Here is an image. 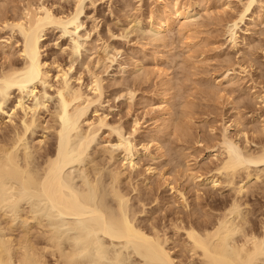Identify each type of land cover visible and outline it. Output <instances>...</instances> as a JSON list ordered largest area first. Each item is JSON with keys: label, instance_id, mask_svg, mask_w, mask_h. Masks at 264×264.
Listing matches in <instances>:
<instances>
[{"label": "bare ground", "instance_id": "obj_1", "mask_svg": "<svg viewBox=\"0 0 264 264\" xmlns=\"http://www.w3.org/2000/svg\"><path fill=\"white\" fill-rule=\"evenodd\" d=\"M64 1L66 3L67 1L70 2L68 4H70L71 6L65 9L66 5H64V9H63V6L59 5L61 4V2L59 4H56L58 2L56 1V3L54 4L59 5L60 8L56 10L52 8V4L49 1L48 2L50 3V5L46 3L47 2L46 0L43 1L27 0L26 3L24 0L23 2L24 4H22V8H20L21 11L19 13H13V16L7 15L5 13L7 17L9 16V19L3 15L4 12H2V15L0 16V18L3 16L2 17L4 23L3 28L8 27L12 32V34H10V36L7 37V39H5V41H7L6 43L2 42L3 45L0 43L2 48L0 50H2L3 53V56L1 54V57L4 59L3 60L1 58L3 60V63L1 62L2 64L0 65V109L3 108V105L5 104L6 99L9 95V92L15 90L17 91V93L19 92V97L16 94L17 96L16 98L18 99L16 100V102H14V104H12L11 106L12 108H10L12 111L10 114L14 116L16 114L17 108L18 109L20 108V110H22L23 112V115L21 113L20 118H18L19 116L17 117L18 114H16V118L19 119L20 121L17 122L14 120V122L16 123L14 124L13 122L11 123L12 124L11 129L2 131V133L0 132V264H127L126 259L123 255H121L120 253L116 254L112 252L113 247L116 244H120V243L126 249L129 247L130 249L132 248V251L135 254L140 255L141 258L143 257L145 262L147 261L146 264H188V263L195 264L194 263L195 260L199 262L198 264H264V202H260V204H258L257 203L258 201H253L257 203V208H256L253 206L255 205L253 202H252L253 205L250 204L251 198L249 202L247 200L248 195H246L248 190L249 193L253 194L254 191L251 192L250 187H252L251 183H253V185L256 183L253 182L256 180V178L257 180L260 177L264 179V177H262L264 175L263 173L264 166L259 165V164H264V116L259 121L261 122L260 127H257V125L259 124L257 122H256L257 125L253 123L255 127L251 126L252 123L249 121L250 116L247 115L249 119L248 121H246L243 118H238L239 120L237 118L230 119V122L229 121H228L229 123L227 122L228 124H226L225 121V123L221 125L220 132L217 131L215 135L213 133H212L213 135L210 133L209 138L210 139L213 138V141L208 142L209 143L208 145L207 143L202 142V145L204 146L205 144L204 148L206 149L205 151H207V153H205L206 155L204 158L206 159L207 157L211 160L214 159L213 160L214 165L213 167L211 165L210 168L208 167L209 164H206V168L208 169L206 171L204 167L203 169L202 168L200 169L198 167L195 169V171L191 170L190 167L193 165L190 164L191 159L188 161L185 159H188L189 157L188 158L183 157L185 156L184 155L185 150L183 151L184 154L183 152L182 154H180L182 155L181 157L184 158L182 160H184L186 163L188 161V163L191 165L189 168H187L188 165L183 164L184 165L183 170H185L184 172H186L184 174H186L187 179L189 180L191 179L192 182L193 180H195V182H197L196 186H199V184L200 185L208 184L216 188V186L223 184L226 186L228 185V187L230 186V188L234 192V195H232V197L231 194L230 195L228 194L229 197L231 198L229 199L225 198L226 200L223 198V201L219 204L216 202L218 205H214V203L211 201L212 199H210L209 201L207 200L208 202L207 201L205 202L204 206H206L207 204L212 205V207H214L217 210V213H215L216 211L215 212L213 211L215 214H213V212L210 213L208 212V210H205L206 209L205 208L204 210L206 212L203 213L202 211L200 212L202 213L203 219L201 220V222L195 223L197 222L196 220L195 222L194 220L192 221L193 214L190 215L182 212L183 215L185 214L186 216L187 214V216H190L187 219H185L186 217L185 216H184L185 218L182 217L181 213L179 214V216H176L179 211L177 212L175 211L177 213V214L175 213L176 217L175 216L174 218L167 217L168 219L171 218L168 220V222H169V228L172 230L169 231L172 232L174 231L173 235L171 233L170 234L167 233L169 228L167 227L168 229L166 231L165 224H163V226L165 227H162L161 225L158 226L159 225L158 222L157 223L154 222L153 217L151 219L153 221L150 222L146 221L148 225H146L147 223L145 225L141 224L142 221L141 223L137 222L136 221L137 219H135L136 216L135 214L137 210L134 207V203L132 205L130 202L132 197L128 196L129 191L124 190L123 187H121V182L123 175L125 173L124 171L126 170L125 167L129 165L131 168L133 167L135 168V166L137 165L136 157L141 153L140 151L141 148H137L136 145L137 143L136 144L133 143L131 137L128 136L129 135L133 136L135 133H137V130L139 129L140 127L139 125L141 123L138 125V121L136 120V118L134 120L132 119L133 120V122L131 123L133 124V127H131L132 130L129 127L130 131L128 128V130H126L125 133L126 135H125L122 133L124 128L121 126L122 124L118 125V123H116L117 125L114 126V124L108 123L109 121L107 119V115H108L107 113L104 112L97 113L98 109L97 107H95V104L98 106L97 103H100L101 97L103 96L102 95L103 89H105L103 84L104 78L100 77L98 73H95L93 69L89 67V63L87 62L82 63L83 61L81 62V64H83V66L86 67L87 75L89 76L86 83L83 81L84 79H82L81 76L82 74L79 68H78L79 72H77L78 75L74 76L73 80L71 79L72 77H70L71 75L69 76L70 73L69 71L72 69L71 63L75 59L73 57L75 56V54L78 53V49H79L78 40L73 38L72 41L69 42L68 46L66 47V52H64L67 54L68 57V59H65L68 60L66 67H65V62L63 65L61 64L63 63L61 60H60L61 63L57 60L59 59V57L56 56L57 57L56 58L55 55L54 57L51 56L52 60L49 61L43 55V51H44L43 37L44 34H46V30H48L49 28L61 27L62 34H64L66 32H72L73 30L74 31L77 30L82 24L79 23L78 19L80 17V14L83 12V9L85 8V0H63V2ZM165 1L167 0H164V3L163 4L161 3L160 7H158L159 5L158 6L156 5L157 8L151 11L149 10L150 13L147 14L148 20L146 21V24L148 23L150 28L154 31L153 35L151 34V36L149 37L150 41L153 42L152 44L154 46L155 43L157 44V42H159V44L161 43L162 45L163 44L166 45L167 44L166 41H170L167 40L168 39L167 36L173 34L177 22H178L177 33H180V35L183 31H188V30L190 31L192 27L194 29V27H196L195 21L193 22L190 20L189 22H185L184 20L187 21L189 17L194 16V14L192 15V12L194 11V5L197 4L200 5V2H202L200 0H192V1L190 0L188 4L184 5L183 3L181 5L180 4L181 2L179 0H172L171 2L169 1L165 2ZM239 1L240 3H242L241 8L239 12L236 13L237 17L236 18L234 17L235 20L233 18L234 20L232 24L233 28H231L230 32H228V36L230 37V41L234 47H237L239 44H241L242 43L241 40H243L241 39L240 40L241 43L239 42V37L241 36L239 35V32H237V30L235 29V26H237L238 21H241L243 19V17L246 15L247 11L250 9L251 5L254 2V0H243V1L239 0ZM93 3H95V0H90V5L94 6ZM54 4L53 6H55ZM126 4H128L127 1ZM125 8L122 9L121 7L122 10H124ZM132 10L134 11V9ZM195 10H197V8ZM133 11H131V13H133ZM128 12L130 11L128 10ZM194 13L197 12L194 11ZM251 13L253 14V12ZM132 15H134V13ZM262 15H264V13L263 14L259 13L257 15L254 14L253 18L262 19ZM129 16L131 15H128L127 19ZM10 17L12 19L11 21H10ZM125 17L126 16H124V19ZM137 17L138 16L136 15L132 21H134V19H138ZM90 18H92L93 22H95L96 20L95 15L94 16L91 15ZM2 20H0L1 23ZM252 21H254V19ZM127 23H129V20ZM92 26L95 27L97 26V24L93 23ZM191 31L193 33V30ZM188 36L189 33H187V36L185 37ZM169 37L171 41H173L172 40L173 37L172 36ZM14 42H16L15 44L16 45L18 44V46L13 51V46H16L14 45ZM245 43L247 44V42ZM55 44L57 43L55 42ZM99 45H101L99 49H102L105 56L104 58L108 59L110 62L115 61L117 57L116 56L117 53L121 52L120 51L121 49H116L115 48L116 45H112L111 43H103ZM89 46L90 48H95V44L94 45L92 44V47L91 45ZM253 46L255 47V45ZM243 48L244 46H242V49ZM95 50L93 51L96 52ZM238 50L243 52V50L240 49V46ZM253 50L255 49L254 48L252 49V54H253ZM261 50L263 51V49ZM199 51L200 50L192 53H199ZM245 52L246 51H244V54ZM192 53H190V56ZM153 54H154V50H153ZM169 54H171L172 56L173 53H169ZM241 54L244 57V54L243 53ZM14 55L21 58L20 61H18V59L17 60L14 59L15 57ZM150 55L153 56V58L155 56L152 55L151 53ZM250 55L251 54L247 56L250 57ZM157 56L158 55H156L155 57ZM173 56L175 58L177 57L175 54H173ZM248 57H247V61L249 66L253 67L254 64L252 62L255 59L252 57L253 59L249 58L248 60ZM245 58H246V54H245ZM187 59L189 62V56ZM170 60L173 61L171 58ZM245 60L246 59H244V63ZM185 61L186 60H184V64ZM247 61L245 65L247 64ZM137 63L138 60L136 61L134 67L133 64H131V62L128 66H132V68H136L137 70V68L140 67V63H138L139 66L137 65ZM145 66H143V68H145ZM182 68H184V66ZM188 68L189 70H187V72H189L191 68L190 62L189 65L187 64V68L185 67L184 69L186 70ZM123 69L125 70V68ZM235 69L233 68L232 70L233 71L232 73H234L235 75L232 74L233 76H229L231 77L230 78L231 80L234 79V76L236 77L237 72L240 73L238 69H236L237 72L235 71ZM52 70H54L53 73H51ZM146 70L147 72L150 71L149 68ZM239 70H242V68L240 67ZM121 71L123 70H120V72ZM125 71L127 72V70ZM249 71L251 72L250 68ZM257 71L259 72L258 77H260V71L259 70ZM262 72L264 76V71ZM121 74L123 75V73ZM143 75H145V73H143ZM256 75H258V73ZM123 77L121 79H124ZM188 77L190 80L189 73H188ZM188 77H186L187 80ZM171 79L173 80V82ZM171 79H170L171 84H169L170 82L168 79H166L163 83L161 82L164 89V92L163 91L162 92L164 94L160 98H162V104L164 103V105L162 108H160L162 109L161 112L159 111V113L156 114V118H154L155 125L156 122L159 121L157 122L156 125L157 130L153 129V131H150V129L148 128L149 129L148 134L145 132L146 129L145 131H143L144 133L147 134V136L144 135L145 136L144 139H146L145 140L146 142H143V144L139 142L140 144H142V146L140 147H143L142 153L148 155L152 154L151 151L152 149L149 150L150 147H152L151 146L152 144L156 149H158L159 152L161 150L160 155L163 156L164 154L163 158H166L165 156L168 157V155L165 154L166 153L168 154V152H170V150H173L174 147L176 148V146L172 148L169 142L168 143L164 142L165 141L164 138L168 137L169 135L171 136V133L173 134L174 132V134L177 133L178 135L177 137L175 136V138H173L172 140L176 141L178 138H181V141L184 140L185 142L186 139L185 137L189 135L188 136L189 139V137L191 136L189 134L190 127H188V125L192 124V122L187 124L188 123L187 119L191 117V120L193 121L192 119V115L194 114L193 109H195L196 111L198 107L197 105V107L195 108V102L197 101L193 100L194 97L198 95L201 91L203 93V94L200 93L202 94V97L205 96L206 98L209 96V92L211 93L212 91L210 96L211 99L209 97L208 98L209 100L214 101L215 100L214 96L216 95L217 97V95L220 94V93L216 94V91H218L221 87H218V90L214 91L215 89L213 90L212 88L214 87V84H209L206 81L205 85H203V82H201L202 85L204 86L203 88L201 87L202 85H199V82L197 81L198 84L197 82L196 84L195 83L194 84L196 86L198 85L197 87L200 88L199 93L198 91H196L195 88H193V90L198 94L194 95V91H192L193 93L192 97L193 96L194 97L192 99L193 101H191V99L189 98L191 96V92L190 93L188 92L191 91L189 84L188 86L189 89H187L188 93L186 92L188 94L186 97L189 96L187 98L188 101L185 102L183 101L181 103V100L183 99L181 98V96L184 95V92L180 94V90L182 89L181 88L182 86L180 85L181 84L180 81L182 82L183 80L184 82V77H182V80L179 79L180 81L178 82L180 84L177 85L176 88L174 84L177 83V80L176 83H174V78ZM237 82H239V80L236 81L235 83ZM206 83L209 84L207 85V87H206ZM231 83L233 86L234 82ZM178 86L180 88H178ZM263 86L260 87L259 92L256 90L258 92V95L256 92H252L251 94L255 93V97L257 95V97L262 99V101L264 102V90H262V93H260L261 88L264 89ZM128 87L129 86H126V90ZM184 88L186 87H184V83H183V90ZM232 88H234V86ZM48 89H51L50 94L51 95L53 94L55 97V108H54L55 110H53L54 112L50 111L52 112V115L48 112L51 115V118L49 120V123L48 122H47L48 124L46 123V128L51 133L54 134V135L52 134V137L55 138L54 148H50V146L49 147L47 146L46 148H42L41 142L44 141V139L48 138L49 136V135L46 136L45 132H42L43 138H39L37 145H30L28 144L27 141V134L29 132H33V129L36 126H39V124H37L38 123L37 113L39 116L40 110L43 109H46V111L50 110V109L48 110V108H50V106L48 107V99L50 97L47 95V93H49ZM119 89L122 91L123 94L125 93V90L123 92L121 88ZM129 89L128 91H126V93L127 92L128 93L127 95L125 93V96H128L129 94L130 97L128 98L131 99L133 91H129ZM255 89L256 88H254V90ZM170 90L171 91L174 90V92L171 93ZM227 90L229 91V89H226V92L225 91L224 92L229 93L230 91L231 92L233 91V89L232 90L230 89L229 92ZM122 93L120 94L122 95ZM177 94H179V99L176 98L178 97ZM26 95L35 98L34 100L35 102L33 103V106L29 105L28 102L25 100ZM241 96L242 95L239 94L238 97ZM202 97H200V101ZM227 97H229L228 102H230V104H233L232 101L234 102V106H236L237 104L239 105V107L241 106V104L245 105L244 102L241 103L239 101L240 99L242 101V98L236 99V101H234V96H233V100H231L232 98H230L231 97L230 95L229 96L227 95ZM245 97L246 94L245 96L243 95V101H245ZM197 98L195 100H197ZM246 98L247 101L250 100L248 96ZM176 99L179 100V101L177 100V104L173 103L174 100L176 102ZM202 100L204 99L202 98ZM178 102L180 103L179 105ZM225 103L226 105L228 104L227 101ZM198 104L199 106H201L200 102ZM202 105H204V103ZM208 105L209 104L207 103L206 106ZM92 106H94L92 111L96 113V116L94 115L93 117L94 119L92 117L89 118V116H87V111ZM161 106L162 105H160V107ZM234 106L233 108L235 109ZM174 107H176V109L178 107L179 108L175 110ZM239 107L236 106V109ZM243 107L241 109H243ZM171 108L174 109V112L173 110L170 111ZM241 109H239V112H241L240 114H243L245 111L242 110L244 111L242 113V111H240ZM20 110L18 111L20 112ZM28 110L29 111L32 110L31 115H29ZM178 110L180 111L178 112ZM34 113H36V116L34 115ZM166 113H168L169 116H166ZM234 114L236 115L239 113L237 111V113ZM11 115L9 118L10 121H12ZM42 115L43 113H41L39 118L42 117ZM162 115L165 116L163 117ZM245 115L246 114H244V116ZM193 117L195 116L193 115ZM236 117H238V115H236ZM252 117L254 118L253 115ZM253 118H251V121H253L252 120ZM44 119L46 120V117ZM257 119L258 118H255V120ZM241 120L243 121L245 120L246 122H250V123L247 124L246 122L243 121L242 123H240ZM221 121L224 122V120L222 119ZM83 123L85 124L84 127H83ZM243 123L244 126L245 125H247L248 127L251 126L250 128V130L252 131L251 140H250L251 137L248 138L246 136L247 131H248V135L249 133H251L249 132V129L247 131L244 130L246 129L247 126H245V128L242 129ZM0 124H2L1 121ZM103 126L110 127L109 131L107 130V134H108L107 136H110V134L113 132L116 133L115 136L116 138H114L115 140L114 144L119 147V151L118 153H116L118 155L117 157L119 158V159L117 158L119 160L118 161L119 165L117 164L118 167L116 165V167L114 166V168L113 166L111 168L110 167L105 168L106 171L102 167V164L100 166L98 162L100 163L103 162V160H100L101 157H102L101 159L106 157L104 161L109 159L114 160V158H116L115 153L113 151H109L108 150L109 147L107 148L106 143H104V145L102 144L103 147L102 145H100L99 148L100 151L99 159L96 158L95 161L91 156L92 162H88L91 159L87 160L89 166H84L81 183L76 184L73 178L71 177V172L68 170V167L75 162H77L78 164L83 163V161L85 162L84 159L86 158L85 157L86 151H88L87 149H89L90 144L95 140L97 132ZM233 126L237 127V130L235 129L236 132L234 134H232L234 130L233 132L231 130L232 133L229 131V129ZM43 127L44 126H42L41 128ZM157 127H160V129ZM209 129L212 132L214 128L213 129L209 128ZM161 131H162V136L164 133L163 131H165L167 136L165 135L166 137H162V136L160 137L159 133ZM191 131L192 130H190V132ZM193 134L195 135V132ZM259 134H261L263 138L260 137ZM170 136L168 138H170ZM243 136L245 139L239 140L240 138L243 139ZM249 136H251V134ZM257 136L260 137L259 141H258L259 137ZM140 137L143 138V136ZM192 137L195 138L194 136ZM200 137H201V133H200ZM254 138L257 139L258 141L257 143L254 142ZM207 139L208 136L206 137V140ZM105 140L106 142L111 141L108 138H106ZM166 140L168 141L169 139ZM139 141H141V139ZM178 141L180 140L178 139ZM251 141L254 142L253 143L254 145L256 144L255 146L253 145L254 148L250 147L249 143ZM197 142L198 139H196V143ZM148 143H150V145ZM168 144L169 147L172 149H170L167 146ZM257 144H259V146ZM165 146L168 147L169 150L168 148H165ZM179 146H178L179 149L178 152H181L182 151L181 148L183 147L180 148ZM185 146L186 148H188L186 144ZM203 146L201 149H199L198 146L197 147L198 149L196 148V150H199V153L202 152V150L204 149ZM187 150L189 151V149ZM194 150L193 152L196 155L197 151L195 152ZM96 151L94 150V152ZM159 152L157 153V156L159 155ZM170 153H171L170 155L172 156V151ZM180 155L178 157H172V158L175 159L178 158V160H176L177 162H183L179 160ZM187 155L188 154L186 153V156ZM189 155L191 156V154ZM199 155H201V153ZM86 156H88V154ZM172 158H170V163H172L171 162ZM157 160L158 159H155L156 162ZM156 164H159V162ZM176 164L175 166L178 167V165ZM179 165H181V163ZM252 165L254 166L257 165V167L258 165L262 166L263 168L260 169L263 170V172L257 167H254ZM102 168L104 170V173L101 170ZM154 170L155 167L152 166L146 167V171L150 175L151 173L154 172ZM197 170L198 171L200 170L199 173L197 172ZM201 170H203L204 172L201 173ZM164 177L166 176L164 175ZM253 177H256L255 180H252ZM106 179L108 180L106 185L107 188H105L104 186L106 183ZM168 179L169 178L167 176V180ZM104 180L105 183L103 184ZM261 182L262 184H264L263 183L264 181H262V179L260 180V183ZM169 184L170 182H166V186L168 185L170 190H172L173 192L176 191V193H178V195L182 199V203H186L187 202L185 200L186 197L183 195V193L180 192L178 189L176 190L177 185L174 187V185L169 186ZM222 186L219 187L222 188ZM219 187L217 188L219 189ZM248 187L249 189H247V192L244 195L246 196L247 199L244 200L242 199L244 198L242 194L245 192L244 190H246V188ZM259 188L258 187L254 188L253 186V189L260 190ZM257 190H255L256 193ZM104 194L106 195L108 194L112 198V202H114L113 208L106 206ZM261 194H264V191ZM259 198L261 197L259 196ZM137 200L140 206L144 205L145 203V202L143 203L144 199L141 200L140 198H138ZM162 200H164V198ZM171 200L173 201V199ZM185 206L186 204L184 205V207ZM173 207L171 205V208ZM195 207H193V209ZM199 208L197 207V209L194 210V216L197 219L202 218V217H198ZM165 209L166 207L163 210ZM190 210H191V206L189 211ZM192 210L190 211V213L193 212ZM210 210L211 208L209 209V211ZM16 230L18 231L19 234L17 232L14 233ZM174 236L176 240H172ZM170 240L173 241V243L175 242L174 244L172 243L173 244L172 247L169 246ZM175 246H179L181 248L182 251L180 252L182 257H183V253L186 254L187 257L185 258V260L182 259L181 261L179 259L180 252L177 249L178 247L176 248ZM174 247L177 249L179 255L175 252L176 250L175 251L173 250Z\"/></svg>", "mask_w": 264, "mask_h": 264}, {"label": "rangeland", "instance_id": "obj_2", "mask_svg": "<svg viewBox=\"0 0 264 264\" xmlns=\"http://www.w3.org/2000/svg\"><path fill=\"white\" fill-rule=\"evenodd\" d=\"M26 1L27 0H25V3H26ZM39 1H43V0H39ZM46 1H47L46 3H48L49 5L51 3L52 8L56 9V10L60 9L59 5H62L63 9H64V5H66L65 9H67V8H69V6H71L70 4H68L70 2L67 1V3H66L65 1L63 2V0H55V1L53 0V2H52V0H46ZM56 1H58V2L56 3ZM126 1L128 2V4H126ZM168 1L171 2L172 0H167L165 2H168ZM179 1L181 2V3L179 2L181 5L183 3H184V5H186L189 3L190 0H179ZM200 1H202V2H200V5L199 4L194 5V11L197 13H194V11H193L192 15L194 14V16L189 17V19L187 21L184 20L185 22H189L190 20L193 22L194 21L196 22V27H194V29H193V27L191 28V30H193V33L191 30L190 31L189 30L183 31L181 33V35H180V33H177V30H178V28H177L178 22H177L175 25V31H173V34L172 35L170 34L167 36L168 37L167 40H170V41H166V42L169 45H167V44L162 45L161 43L159 44V42H157V44L155 43V46H154L152 44L153 42H151L150 38H149L151 36V34L153 35L154 31L150 28L148 23L146 24V21L148 20L147 14L150 13L149 10L151 11V10L156 9L157 8L156 5L157 6L159 5L158 7H160L161 3L162 4L164 3V0H95V3H93L94 6L90 5V0H85V8L83 9V12L80 14V17L78 19L79 23H82V24L80 25V27L77 30H75V31L73 30L72 32H66V33L62 34V30H61L62 28L61 27L49 28L48 30H46V34H44V37H43V43H44L43 55H44V57H46V59L50 61V60H52L51 56L54 57V55H55V57L56 56L59 57V59H57L59 62H60V60L63 62V63L60 62L61 64L64 65V62H65V67L68 63V60H65V59H68L67 54L64 53V52H66V47L68 46L69 42L72 41L73 38L78 40L79 49H78V53L75 54L76 57L75 56L73 57L75 59L71 63L72 69L69 71L70 72L69 76L71 75L70 77H72L71 79L73 80L74 79L73 77L78 75L77 72H79V69H80V72L82 74L81 75L82 79H84L83 81L85 83L87 82L89 76L87 75L86 67L83 66V64H81V62L83 61L82 63H84V62L89 63V67L92 68L95 73H98V75L100 77L104 78L103 84H104L105 89H103V94H102L103 96L101 97L100 103H97L98 106L95 104V107H97V109H98L97 113L104 112V113L108 114L107 115V119L109 121L108 123L114 124V126L117 125L116 123H118V125L122 124L121 126L124 127L123 131H122L123 134L126 133V130H128L129 127L130 128L133 127V124H131V123L133 122V120L135 118L138 121V125L141 123L139 125L140 126L139 129L137 130V133H135L133 136H130V135L128 136V137H131V140L133 143H135V144L137 143L136 144L137 148H141L140 149L141 155L139 154L136 157L137 165L135 166V168L134 167L131 168L129 165H127L125 167L126 170L124 168L125 173H124L123 178H122L121 187H123L124 190L129 191L128 196L132 197L131 198L132 201L130 200V202L132 205L134 203V207L137 210V211L135 210L136 211L135 219H137L136 220L137 222L141 223V221H142L141 224L145 225L148 221L150 222V221L154 220V222H156V223L158 222V224H159V225L157 224L158 226H160V225L162 227L166 226V231L169 228L168 220L171 218H174L175 213L177 211H179V212H178V214L176 213L177 214L176 216H179V214L181 213V216L184 217L185 214L183 215L182 212L190 214V215L193 214L192 221L194 220V222H195V220H196L197 222H195V223H199L203 219L202 213L206 212L205 210H208V212H210V213H212L213 211L214 212L216 211L215 213H217V210L214 207H212V205L207 204L208 206L207 205L204 206L205 202L207 200L209 201L210 199H212L211 201L214 203V205H218L219 203H221L223 201V198L229 199L232 197V195H234V192L232 191L230 186L228 187V185L227 186L223 185V184H222L223 186L219 185V186H222V188H220L219 186H216V188H215V187H212L208 184H206V185H203V184L200 185L199 184V186H196L197 182H195V180H193V182H192L191 179L190 180L187 179L186 174H184L186 172H184L185 170H183V168H184L183 164L188 165L187 168H189L193 164L190 167L191 170H193V171H195V169L198 167L200 169L201 168L203 169V167H204L205 171L208 170L206 168V164H209L208 167H210V168H211V165H212V167L214 165V162H213L214 159L211 160L207 157H206V159L204 158L206 155L205 153H207V151H205L206 149L204 148V146H205L204 143H207V145H208L209 144L208 142L213 141V138L212 139L209 138L210 133L211 134L213 133L215 135V133L217 131L220 132L221 125L224 124L225 121H226V124H228L230 122V119H234V118H237V119L243 118L246 121H248L250 119L249 121L252 123L251 126H254L253 123L255 125H257V123H259L257 125V127H260L261 122H259V121L264 116V104H263L264 102L262 101V99L257 97L258 92L260 91L259 90L260 87L264 85V76H263V72H262V71H264V57H263L264 56L263 55L264 54V15H262V19L261 18H259V19L253 18L254 14L257 15L259 13H262V14L264 13V0H254L253 4L251 5L250 9L247 11L246 15L243 17V19L241 21H238L237 26H235V29L237 30V32H239V35L241 36V37H239V42L241 43V41H242V43L239 44L237 47L239 49V46H240V49L243 50V52H241L240 50L237 49V47H234L232 45V43L230 41V37L228 36V32H230L231 28H233L232 24H233L235 18L237 17L236 13L239 12L242 3H240L239 0H200ZM241 1H243V0H241ZM23 2H24V0H0V16L2 15V12H4L3 15L6 17H7V15L13 16V13H19L21 11L20 8H22V4H24ZM60 2H61V4H59ZM129 2L131 5L129 4ZM54 3L59 4V5H56ZM53 4L55 6H53ZM67 4H68V7H67ZM128 5L131 9L128 7ZM125 6H126V8H125ZM121 7H122V9L125 8L127 10H125V9L122 10ZM196 8L198 11L195 10ZM132 9H134V11ZM135 9H136V12H135ZM128 10L130 12H128ZM131 11H133L134 15H132L133 13H131ZM251 12H253V14ZM122 14H123V16H122ZM135 14L138 16L137 17L138 19H134V21H132L133 18H135V16H136ZM251 14H252V17H251ZM86 15L87 16L89 15V16L87 17ZM91 15H93V16L95 15V17H96L95 22H93L92 18H90ZM128 15H131V16H129L127 19ZM124 16H126L125 19H124ZM2 17L0 18V20L3 19ZM7 18L9 19V16ZM233 18H234V20H233ZM253 19H254V21H252ZM255 19H256V21H255ZM11 20L12 19L10 17V21ZM128 20H129V23H127ZM236 20H238V19H236ZM92 22L96 23L98 27L97 26H95L96 28L93 27ZM3 24L4 23L2 20V23L0 22V28L2 27L0 29V43L2 45H3L2 42L6 43L7 41H5V39H7V37H9L10 34H12L11 30L8 27L3 28ZM178 26H179V24H178ZM92 28H94V29H92ZM187 33H189V36H190V37L188 36L189 38L185 37V36H187ZM169 36L173 37V39H172L173 41H171ZM241 39H243V40H241ZM55 42L58 45L59 44L60 45L58 46L57 44H55ZM245 42H247V44ZM15 43L16 42H14V45H16ZM103 43H111L112 45H116V47H115L116 49H121L120 50L121 52H118L116 55L117 60L115 59V61L110 62L108 59L104 58L105 56H104L102 49H99L101 46L99 44H103ZM92 44L93 45L95 44L96 50H95V48H90L89 45H91V47H92ZM248 45H250V46H248ZM253 45H255V47ZM17 46H18V44L16 46H13V51H14V49H16ZM156 46H157V48H156ZM242 46H244L243 49H242ZM88 47H89V49H88ZM251 47H253L255 49V50H253V54H252L253 48H251ZM0 49H2L1 45H0ZM261 49H263V51ZM93 50H95L96 52H94ZM153 50H154V54H153ZM198 50H200L199 53H192V52H196ZM244 51H246L245 52L246 58H245ZM150 53L152 55H155V56L158 55V56L157 57L154 56V58H153V56H151ZM169 53H173L177 57L175 58L173 56V54L171 56V54H169ZM188 53H189V55H188ZM190 53H192L191 56H190ZM241 53L244 54V57ZM247 53L251 54L250 57H248L249 54H247ZM1 54L3 56L2 50H0V65L3 63V60H4L1 57ZM14 56H15L14 59H16V60L18 59V61H20L21 58L17 57L16 55H14ZM188 56H189V62L191 65L189 72H187V70H189V68L186 70L184 69L185 67L187 68V64L189 65V62L187 59ZM65 57H67V58H65ZM190 57H191V59H190ZM247 57H248V60H249V58L251 59L252 57L255 59L253 62L251 61L254 64L253 67L249 66L248 61H247ZM170 58L173 61H171ZM243 58L246 59L245 63L247 61L246 65L244 63ZM137 60H138V63H140V67L137 68V70H136V68H132V66H128L131 62V64H133V67H134ZM184 60H186L185 64H184ZM190 60L192 61L193 64L191 63ZM96 61H98V62H96ZM142 61H143V63H142ZM138 63H137V65L139 66ZM119 65L121 66V68ZM182 65L184 66V68H182L183 67ZM143 66H145V68H143ZM255 66H257V67H255ZM122 67L125 68V70H127V72ZM130 67L132 70L130 69ZM240 67L242 68V70H239ZM148 68L151 72L150 71L147 72L146 69H148ZM229 68H230V70H229ZM233 68L238 69V71H240V73L237 72V70L235 69V71L237 73H236V77L234 76V79H232L233 80L232 81L230 79L231 77H229V76L235 75L234 73H232ZM249 68H250L251 72L249 71ZM254 68H256V69H254ZM75 69H76V71H75ZM81 69H82V71H81ZM128 69H129V71L130 70L131 71L129 72ZM182 69H183V71H182ZM120 70H123V71L120 72ZM143 70H145V71H143ZM184 70H185V73H184ZM257 70L260 71V77H258L259 72ZM53 72H54V70L51 71V73H53ZM121 73H123V75ZM143 73H145V75H143ZM188 73L190 74V80L188 77ZM257 73H258V75H256ZM121 76L122 77L124 76L123 77L124 79H121L122 78ZM143 76H146V77H143ZM182 77H184V82L182 80ZM186 77H188V80L186 79ZM171 78H174V83H176V80H177L176 84L173 83L175 88L177 87V85H179L181 83L180 85L182 86L181 87L182 91L180 90V94H182V92H184V95H182L183 97L181 96V98H183L181 100V103L183 101L184 102L188 101L187 98L189 96L186 97L188 95L187 94L188 92L189 93L191 92V96L189 97L191 99V101H193V100L197 101V102H195V108L198 105L197 110L195 111V109H193L194 114L192 113L195 116V117H193V115H192L193 121L191 120V117L190 118L187 117L188 118L187 124L192 122V124L188 125V127H190L189 128V134L191 136L189 137V139H188L189 135H187L185 137L186 139L184 138L185 142H186L185 143L184 140L181 141V138H178L181 142L178 141L177 138H176L177 139L176 141L172 140L173 138H175V136L177 137V135H178L177 133H175V134H174V132H173V134L171 133V136L169 135L170 138H168L169 136L166 137L167 134L165 133V131H163L164 132L163 136H162V131H161L160 132L161 134L159 133V136L160 137L161 136L166 137V138H164L165 139L164 142H167V143L169 142V144H170V146H172V148L174 146H176V148L174 147L173 150H170V152L172 151V156L170 155L171 153L168 152V154L167 153L165 154V155H168V157L165 156L166 158H163L164 154H163V156L160 155L161 150L159 152L158 149H156L152 144H151V146L153 148L150 147V149H149V150L152 149L151 150L152 154L148 155V154L142 153L143 147H140V146H142L143 142H146L145 141L146 139H144V138H145V136H147L148 130L150 129V131H153V129L154 130L156 129L157 122H159V121H157L156 125H155V119L154 118H156V114H158L159 111L161 112L162 109H160V108H162L164 105V103L162 104V98H160L164 94L163 93L164 89H163L162 83L166 79H168L170 82L172 80ZM179 79L182 80V82L184 83V87H186V88H184V90H183V83ZM194 79H195V81H194ZM238 80H239V82L235 83ZM178 81H180V83ZM197 81L199 82V85H202L201 82H203V85H205L206 81L209 84H214V87L216 86L215 88L212 87L213 90L215 89L214 91L218 90V87H221L223 89L225 87V89H224L225 92H226V89H229V91H230V89L231 90L233 89V91L232 92L230 91L231 92L230 93L227 90L229 93H225L223 91V89L220 88L218 91H216V94H219V93L220 94L217 95V97L214 94L215 96L214 95L213 96H214L215 100L211 101V100H209V98L211 96L212 91H211V93L209 92V96L207 95L209 98L208 97L205 98V96L202 97L203 93L200 91V93H202V94H200L199 93L200 88L197 87L198 85L197 86L195 85ZM172 82H173V80H172ZM198 82H197V84H198ZM231 82H234V85H233L234 88H232L233 86H232ZM169 84H171V82ZM189 84H190V86H189ZM209 84L206 83V87ZM235 84H237V85H235ZM203 85L201 87L204 88ZM126 86H129L127 88V90H126ZM188 86L190 87L191 91L187 90V89H189ZM130 87H132V88H130ZM235 87H236V89H235ZM119 88H121L123 90V92L125 90V93L130 88L131 90L129 89V91H133L132 92L133 93L132 98L131 99L128 98V97H130L129 94H128V96H125V93L123 94ZM178 88H180V87L178 86ZM193 88H195L199 94L197 92H195L193 90ZM238 88H239V90H238ZM254 88H256V89L254 90ZM248 89H250V90H248ZM48 90H49V93H47V95L50 96L48 99V107L50 106V108H48V110L49 109L50 110L49 111H46V109L40 110L39 116L41 115V113H43L42 117H40V118H39L38 113H37V120H38L37 124H39V126H36L33 129V132H29L27 134V141H28V144H30V145H37L38 144L39 138H43L42 132H45L46 134L45 133L44 134L46 136L49 135L48 138L44 139V141L41 142L42 148H46L47 146L48 147L50 146V148L55 147L54 146L55 145V138L52 137L53 133H51L46 128V123L47 122L49 123L52 112H54L53 110H55L54 109L55 108V97L53 94L52 95L50 94L51 89H48ZM119 90H120V92H119ZM247 90H248V92H247ZM262 90H264V89L261 88L260 93H262ZM13 91L9 92V95L6 99L5 104L3 105V108L0 109V121L2 123V124H0V129H1L0 132L1 133H2V131H6V130L11 129V126H12L11 123L12 122H13V124L16 123V122H14V120L17 122L20 121L19 119L16 118V114H18L17 115V117L19 116L18 118H20L21 113L23 115V112H22V110H20V108L19 109L17 108L16 114L14 116L10 114L12 111L10 109V108H12L11 107L12 104H14V102H16V100L18 99L16 97L17 96L19 97V92L17 93V91H15V90H13ZM177 91H178V89H177ZM192 91H194V95L198 94L195 97L193 96L194 99L192 97V94H193ZM219 91H221V92H219ZM170 92L173 93L174 90H172V91L170 90ZM223 92H224V94H223ZM243 92H245V93H243ZM252 92L257 93L256 97H255V93H253L254 95L251 94ZM120 93H122V95ZM127 93H126V95H127ZM175 93H176V91H175ZM178 93H179V91H178ZM185 93H186V95H185ZM16 94H17V96H16ZM239 94H241L242 96L238 97ZM245 94H246V97L248 96V98L250 100L247 101V98L245 97V101H243V95L245 96ZM177 95H178V97H176V98L179 99V94H177ZM223 95H224V97H223ZM227 95L231 96L230 97V98H232L231 100H233V96H234V101H236V99L242 98V101H241V99L239 101L241 103L244 102L245 105H242L241 103L237 102V103L241 104V106L239 107V105L237 104L236 106L239 108L236 109V106H234L233 101H232L233 104H230V102H228L229 97H227ZM197 96H198L199 100H198ZM250 96H252V97H250ZM200 97H202L204 100H202V98H201V101H200ZM31 98H32L31 96L26 95L25 100L28 102L29 105L33 106V103L35 102L34 101L35 98H32V100H31ZM196 98H197V100H195ZM172 99H171V102H172ZM178 99H176V102L174 100L173 103L177 104ZM255 99H257V100H255ZM226 101L229 105L228 104L226 105V103H225ZM169 102H170V100H169ZM199 102H200L201 106H199V104H198ZM206 102L209 104L208 106H206L207 105ZM203 103L206 107L204 105H202ZM179 104L180 103L178 102V105ZM160 105H162V106L160 107ZM230 105L232 106V109H231ZM233 106L235 107V109L233 108ZM93 107L94 106L90 107L87 111V116H89V118H91V117L93 118L94 115L96 116V113L94 111H92ZM176 107H174L175 110H177L179 108L178 107L176 109ZM242 107H243V109H241ZM174 109L171 108L170 111L173 110V112H174ZM233 109L236 111H234ZM239 109H241L240 111L244 110L245 112L242 111V113L243 112L244 113L240 114L241 112H239ZM18 110H20V112ZM50 111H52V112H50ZM179 111L180 110H178V112ZM237 111L239 113V114H236V115H238V117H236V115L234 114V113H237ZM31 113H32V110L29 111V115H31ZM251 113L254 116V118L252 117ZM48 114H49V116H48ZM171 114H172V112H171ZM244 114H246V115L244 116ZM10 115L12 117L11 118L12 121L9 120ZM34 115L36 116V113H34ZM233 115H234V117H233ZM239 115H240V117H239ZM247 115L250 116L249 119H248ZM261 115H262V117H261ZM162 116L164 117L165 115H162ZM166 116H169L168 113H166ZM45 117H46V120L44 119ZM170 117H171V115H170ZM251 118H253L252 119L253 121H251ZM255 118H258L259 120L258 119L255 120ZM221 119L224 120V122H222ZM40 120H42V121H40ZM245 120L244 121L241 120L240 123H242V121L246 122ZM250 122H246V123L249 124ZM9 126H10V128H9ZM42 126H44V127L41 128ZM84 126H85V124L83 123V127ZM153 126H155V127H153ZM160 126H162V125H160ZM193 126H195V127H193ZM245 126H247V125H245ZM245 126L243 123L242 129H244ZM251 126L250 127L247 126L248 128L246 127V129H244L245 131H247L249 129V132H251V133H249V135L251 134V136L248 135V131L246 132V136L248 138L251 137L250 140L252 139V131L250 130ZM240 127H241V124H240ZM130 128H129V131H130ZM157 128L160 129V127H157ZM209 128H212V129L214 128V129L211 132ZM109 129H110V127L103 126L97 132L95 140L90 144L89 149H87L88 151H86V155L88 154V156L85 155V157H86L84 159L85 162L83 161V163H79V164L77 162H75L68 167V170L71 172V177L73 178V180L76 184L81 183V178H82V174H83L82 172H83L84 166H89V164L87 163V160H90L91 156L94 160L96 158L99 159V154H100L99 148H100V145H102V144L104 145V143H106L107 148L109 147L108 148L109 151H113L115 153L116 158H114V160L109 159L110 161L109 160L104 161V159H106V157L101 159L102 157L100 155V157H101L100 160H103V162H101V163L98 162V159H97V162L100 164V166L102 164V167L104 168L105 171H106L105 168H109V167L111 168L112 166L114 168V166L116 167L117 164L119 165V162H118L119 158L117 157L118 155L116 154L119 151V147L114 144L115 143L114 138H116L115 137L116 133L113 132L110 134V136H107L108 135L107 130L109 131ZM145 129H146V131H145ZM235 129L237 130V127L233 126L229 129V131L231 132V130H232V132H233V130H234L233 133L231 132L232 134H234L236 132ZM131 130H132V128H131ZM190 130H192V131L190 132ZM143 131H145L147 134L144 133ZM47 132H50V133H47ZM194 132H195V135L193 134ZM208 132H209V134H208ZM140 133H142V134H140ZM200 133H201V137H200ZM202 133H203V135H202ZM127 135H128V132H127ZM259 135H260V137H262L261 134H259ZM140 136H143V138H141ZM192 136H194L195 138H193ZM203 136H206V137L208 136V139L206 140V137H203ZM257 137H259V136H257ZM260 137H259L258 141L260 140ZM104 138L105 139L108 138L111 141L106 142V140ZM140 139H141V141H139ZM142 139H144V140H142ZM166 139H169V140L167 141ZM182 139H183V137H182ZM196 139H198L197 143H196ZM244 139L245 138L243 136V139L240 138L239 140H244ZM191 140H192V143H191ZM202 140H205V141H202ZM258 141L256 138H254L255 143H257ZM110 142H112L113 145ZM139 142L142 144H140ZM202 142H204L203 143L204 146L202 145ZM251 142L249 143L250 147L254 148V146L256 144L254 145L253 144L254 142L253 141H251ZM184 143L187 145L188 148H186ZM194 143H196V144H194ZM148 144L150 145V143H148ZM169 144L167 145L168 147H169ZM103 145H102V147H103ZM177 145L178 146L180 145L179 146L180 148L183 147V148H181V150H182L181 152H178L179 149H178ZM201 145L203 146L204 151L202 150V152H200L201 155H199L200 154L199 150H196V148L199 146V149H201L202 148ZM257 145L259 146V144H257ZM168 147L165 146V148H168ZM96 148H97V151H96ZM165 148H163V149H165ZM169 148H168V150H169ZM172 148H170V149H172ZM194 148H195V150H194ZM187 149H189V151ZM94 150L96 152H94ZM168 150H165V151H168ZM193 150L195 152L197 151L196 155L194 154ZM98 151H99V153H98ZM183 151L185 152V154ZM158 152H159L158 156H160V157L157 156ZM182 152L185 155L183 157H186V158L189 157L188 159H185V160L189 161L191 159L190 160L191 165L188 163V161L186 163L184 160H182V159H184L181 157L182 155H180V154H182ZM186 153L188 154L187 156H186ZM95 154H97L98 157ZM189 154H191V156ZM197 154H198V156H197ZM179 155H180L179 160L183 161V162H177L176 160H178V158H176V159L172 158V157H178ZM194 155H195V157L196 156L197 157L195 158ZM88 157H90V158H88ZM159 158H160V160H159ZM170 158L173 159V160L171 159L172 163H170ZM155 159H158L157 162L155 161ZM193 159H194V162H193ZM195 161H196V164H195ZM203 161H205V162H203ZM88 162H92V159ZM158 162H159V164H156ZM211 162H212V164H211ZM173 163H175V164L177 163L176 165H178L179 170H178V167L175 166V164H173ZM180 163H181V165H179ZM118 165H117V167H118ZM147 165L155 167V170L153 173H151V175L148 174L146 171V167H148ZM259 165L264 166V164H259ZM259 165H258V167H257V165H255V166L252 165V166L257 167L258 169L263 168L262 166H259ZM103 168L101 170L104 173ZM119 168H120V166H119ZM260 170H258V171H260ZM171 171H172V173H171ZM199 171L197 170L198 173H199ZM261 171L263 172V170H261ZM202 172H204V171L201 170V173ZM148 175H149V177H148ZM164 175L166 177H164ZM173 175H174V177H173ZM167 176L169 178L168 180H167ZM262 177H264V175ZM255 178L256 177H253L252 180H255ZM260 178H258V180L256 178V180L253 181V182H256L254 185H253V183H251L252 180L250 181L252 187H250V185H249V187H250L251 192L254 191L253 194L249 193V190L247 192V189H249V187L246 188V190H244L245 192L242 194V196L244 197L242 199H244V200H246L248 198L247 200L249 201L251 198V200H250L251 205H253L252 204L253 201H258L257 202L258 204H260V202H264V194H261L264 191L263 190L264 184H262V182L260 183V180L262 179V181H264V179L263 178L260 179ZM107 179H106V183H105V180L103 182V184L105 183V185H104L105 188H107L106 187L107 181H108ZM166 182H170L169 186L174 185V187H175L177 185L176 190L178 189L180 192L183 193V195L186 197L185 200L187 202L182 203V199L178 195V193H176V191L173 192L172 190H170L168 185L166 186ZM257 182H259L260 184ZM257 184H258V186H257ZM136 185H138L139 187ZM146 185L147 186L152 185V186L147 187ZM253 186H254V188H257V187L259 188V186H260V188H259L260 190L253 189ZM217 187H219V189ZM262 187H263V189H262ZM135 188H137L138 190ZM150 190H152V191H150ZM255 190H257V193ZM147 191H148V193H147ZM151 192H152V194H151ZM245 193H246V195H248L247 198H246V196H244ZM228 194L229 195L231 194V197H229ZM136 195H137V197L140 196L138 198H140L141 200L144 199L143 203L144 202L145 203L143 206H140L138 204L139 202L137 200L138 198L136 197ZM176 195H177V197H176ZM104 196H105L106 206L113 208L114 202H112V198L108 194L107 195L104 194ZM197 196H198V198H197ZM259 196L261 198H259ZM154 197H156L157 199ZM163 198H164V200H162ZM171 199H173V201ZM200 199H203V200H200ZM197 201H198V204H197ZM253 203L255 204L253 206L257 208V203L256 202H253ZM185 204H186V206L184 207ZM135 205H137V206H135ZM171 205H172V207L173 206L174 207L171 208ZM182 206H183V209H182ZM190 206H191V210L193 209V207L196 206L192 210L193 212H191V213H190L191 210L189 211ZM199 206L201 209L199 208ZM209 206H210L212 211L211 210L209 211V209H210ZM163 207L164 208L166 207V209H165L166 211L163 210L164 209ZM197 207L200 209V211L198 209L199 215H198V213H197V215H198V217H202V218H199L200 220L194 216V210H196ZM110 208H109V210H110ZM179 208H180V210H179ZM144 209H145V211H144ZM201 211H202V213H200ZM214 212H213V214H215ZM187 214L185 216L186 218L184 217L185 219L190 217V216H187ZM163 215L165 216V219H164ZM152 217H153V220H151ZM167 217H171V218L168 219ZM163 224H165V226H163ZM146 225H148V223ZM169 230H172V229L169 228L167 233L168 234L171 233L173 235L174 231L172 232ZM16 232L18 233L17 230L14 233H16ZM174 238H175V236L173 237L172 240H176V238L175 239ZM181 238H182V236H181ZM169 242H170L169 243L170 247H172L173 244L175 243V242L173 243V241H171V240ZM175 247L176 248L178 247L177 249L179 252L182 251L179 246H175ZM174 248H173V250L174 251L176 250L175 252L178 254L177 249L176 248L174 249ZM112 252L116 253V254L120 253L121 255H123L126 259L127 264H146V262H147V261L145 262L143 257L141 258L140 255L135 254L132 251V248L130 249V247H129L126 249L121 243L116 244L113 247ZM180 257H179V259L182 261V259L185 260V258L187 256H186V254L183 253V257H182L181 252H180ZM194 263L198 264L199 262H197V260H195Z\"/></svg>", "mask_w": 264, "mask_h": 264}]
</instances>
